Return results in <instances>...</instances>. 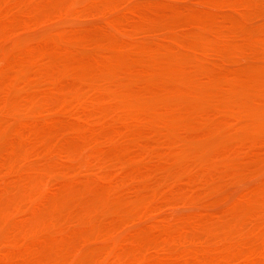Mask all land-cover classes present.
I'll list each match as a JSON object with an SVG mask.
<instances>
[{
    "label": "rangeland",
    "instance_id": "rangeland-1",
    "mask_svg": "<svg viewBox=\"0 0 264 264\" xmlns=\"http://www.w3.org/2000/svg\"><path fill=\"white\" fill-rule=\"evenodd\" d=\"M0 1L2 2H0V8L4 9H1L0 13L5 12V16L6 13L8 17L11 16L4 21V14H0V71L2 70L3 73L2 75L0 73V156L7 155L3 157V160L0 158V194H2L0 195V224L2 225H0V231L2 232L0 247L4 248L5 245L3 244L6 243L4 249L0 248L2 250V253L0 250V258L3 256L2 254H5L4 260H2L3 257L0 259V264H38V262L47 264L48 258H51V262H55L56 260L53 259H58V257H63L65 260L68 258L67 262L69 264H77V262L81 264L82 260L83 263L94 264L92 258L94 257L95 260L98 257L96 254H99L100 250L102 254L99 255V259L113 249L115 253L112 251L111 254L102 257V259L105 257V259H108L107 256H109L110 261H104L107 262L106 264L112 263L113 258L116 259L117 256L115 257V255L110 257L113 254H119L120 257L118 256V258L123 261H121V264H124L125 261L131 263L134 254L138 255H134L136 261L133 260L132 264H158L160 262L161 264H174V262L177 264V261L182 260L185 264H196L198 261L199 264H203L205 257L206 259L209 258L206 264H263L256 257L258 256L259 260L263 259L262 261H264V0ZM69 4L70 6H68ZM27 5L30 6V9L26 8ZM22 10L23 12H21ZM28 10H31V15H29ZM14 13H18L17 17L20 16V19L13 17L16 15ZM65 13L66 16L63 15ZM36 15L44 16L43 18H40L42 16L35 18ZM11 24H13V27ZM76 29H79L78 35L75 33L77 32ZM111 29L114 34H112ZM36 30H38L37 34L39 35H35ZM90 34H92L91 37L94 36L93 39L89 38L88 35ZM27 36H30V39L36 38V42L33 41L34 39L30 40ZM74 36L75 38H73ZM6 38L8 40H5ZM13 38L15 41L19 40V42L20 39L26 38L30 41L26 42L27 39L22 40L21 43L25 45H21L18 41L14 43ZM11 40L12 42H10ZM31 41H33L35 48L32 43L30 44ZM76 50L80 54H76ZM23 56H27V62L24 61ZM21 57H23V60ZM44 62L46 65L43 64ZM13 65L15 66L13 67ZM24 68L26 71H23ZM1 79L3 80L1 81ZM103 92L104 95H102ZM100 103L101 106H104L103 108L97 105ZM72 105L73 108L70 111ZM78 106L79 108H77ZM67 109H69V112L73 111L74 116L68 113L65 115ZM54 113L57 114V117L60 114L59 119L57 117L55 119ZM37 116H45L48 119L40 117L45 123H42L43 121L38 118L36 120L39 122H34L33 118ZM50 116L53 117L49 122ZM62 116L63 118H61ZM29 118L32 120L30 122L39 125L33 126L34 123H31L32 126L31 124L28 125ZM63 119L64 123L57 124L56 120L59 122ZM88 119L92 125L88 124V127H86L88 129H86L85 126L87 125L85 123H89ZM23 120L28 122L26 121L25 124ZM20 122L23 124L21 123L18 126ZM44 124H48V129H46L47 126H43ZM50 124L51 126L54 125L55 128H49ZM24 125L26 126L23 127ZM117 132L119 133L117 134ZM116 136L117 138H115ZM30 139L39 142L35 143L37 145L33 143V146L39 149L37 151H44L40 146H43V148L44 146L46 148L50 146L47 149L49 151L41 152L42 154L39 152L41 155H37L38 152L33 154L32 152L36 148L32 146L35 149H31V143L26 142ZM94 141H97V144L102 142L106 146L97 147L102 144H94ZM129 141L133 145L129 144ZM110 143L113 144L108 147L107 144ZM91 144L95 146L96 151ZM89 145L91 147H88ZM87 149L88 151H86ZM104 149L105 151L101 152ZM73 152L77 158L74 157ZM106 153L107 155H105ZM68 156L71 158L70 160H68ZM80 156L83 158L80 159ZM100 156L101 158L104 156L106 159H101ZM5 157L6 159H4ZM75 158L78 160L76 166L74 165ZM83 163L85 164L82 165ZM77 164H80L81 167ZM51 167H53V171L57 169L54 172L56 175L53 172L50 173ZM29 176L35 177V181ZM49 176L53 177L49 179ZM58 176L64 178L60 177L59 179ZM41 178H46V180L43 179V181ZM109 178L113 179L108 182ZM119 178L122 179V184H119L121 182ZM47 179L49 181L52 179V181L49 182L48 189L47 187L43 188L46 195H49V191H52L51 194L55 193L56 196L53 194L50 198L47 197L48 199L44 200L43 197L45 198L46 195L40 193L44 191L41 189L44 186L39 184H43ZM61 179L62 181L64 179V182H61ZM103 179L108 184H105L106 181L104 180V182ZM123 179L126 181L123 182ZM39 180L40 182H38ZM161 182L164 187L160 188ZM46 183L48 185V181ZM155 184H159L157 188H155ZM177 184L179 188L185 189L184 192L188 190L185 192L187 195L182 193L183 191L178 188ZM183 186L186 188H183ZM24 187L28 191V197L24 196L25 189V191L23 190L24 193L21 194L23 192L21 189ZM171 187H174L176 191L173 192ZM37 188L41 190H37ZM163 188L164 190H162ZM195 188L202 190V193H199L201 194L200 198L198 194L196 199L197 193H193ZM214 188L215 190L220 188L219 191L222 197L219 191H213ZM197 189H195L197 192L201 191ZM18 190L19 192H17ZM155 192L159 197L153 196L156 194ZM165 192L167 195H165ZM9 194L12 196L9 197ZM14 194L20 196L15 198ZM31 194L35 195L31 197L32 199L35 198L34 202H37L42 196L41 199L43 200L40 199V202L37 203H39V207L44 206L46 208V213L44 207H40L39 210L36 202L29 201L31 200ZM139 194H142V196ZM188 194L194 196L191 197ZM21 195L23 196L21 197ZM58 195H63L65 200H61L60 197H63ZM184 195L187 198L181 197ZM205 196L207 201H204ZM4 197L10 198V200L4 199ZM19 197L22 200L18 199ZM148 197L152 200L146 203L145 199ZM140 199H143V202H139L142 201ZM153 199L156 202L153 203ZM213 199L216 201L214 202ZM6 200L10 203H7ZM20 200L21 202L26 200L28 204H33L30 207L26 204L23 210L19 212L20 210L17 209L20 207L22 209L23 206L21 205H24L17 202ZM59 201H63L61 202L62 205L58 204ZM69 201L72 203L71 205ZM67 202H69V206ZM213 202L217 205H213ZM11 203H16V205L18 203L20 206L17 208L14 204L10 208L8 205ZM144 203H146V206ZM152 203L159 207L156 208L157 206L152 205ZM5 204H8V208H5ZM55 204L63 210L57 209V205L55 206L56 209H53ZM114 205H117L116 208ZM70 206L76 207L72 208L73 210L71 208L65 209ZM47 207L53 210L51 211ZM149 207L157 210L152 213V209L147 214L146 210L150 211ZM30 208H37L36 213L41 212L38 215H41L39 218H44V223L34 213V209L30 210ZM6 209L9 211H6ZM138 209L143 211L144 214H140ZM48 210L53 213H48ZM65 210L69 213H63L62 218L59 217L62 212H66ZM14 211L16 212L15 215L12 213ZM128 211L129 213H127ZM70 212L72 213L70 214ZM256 212L258 213L256 214ZM54 213H57L58 216H55ZM113 215H115L114 218L118 217V219H121H119L120 221L123 220V224H125L123 225L122 222L117 221L119 224L117 225L115 223L117 218L115 220ZM11 216L14 217L11 218ZM21 216L23 217L22 220ZM47 216L52 218L49 220L50 222L48 221L49 223L46 222V219H49ZM69 216L71 219L67 220ZM29 217L30 219H28ZM74 218H76L73 222L77 223V230L73 227L74 223H69ZM133 218L134 220H132ZM14 219L16 222L14 224L19 225L15 226L12 223ZM26 219L29 221H26ZM110 219L113 221L111 222ZM30 220L32 223L34 221L37 223L31 225L32 229L29 227ZM38 220H41L42 224ZM52 220H54V223H52ZM138 220L142 221L138 223ZM68 223L69 227H67ZM102 223L108 226L106 231H104L105 226ZM128 223L132 226L135 224V226H131V228ZM234 223H236V226L232 225ZM38 224L37 228L39 230L36 227L34 228ZM44 224H48L46 228H44ZM144 224L147 227L152 226L149 228L150 235L147 232L148 230L142 231V228H145ZM176 224L179 225L178 231L175 228ZM42 225L44 226L41 227ZM110 225H112L111 228L114 227L115 229L111 230ZM170 225H173L175 229L173 226L171 228L174 230L165 227ZM199 225L201 226L200 230ZM100 226H103V232H100L102 230ZM117 226L121 227L118 228L120 232L122 231L121 235L119 231H115L118 230L116 229ZM17 227L20 230L21 228L26 229L21 230V233ZM72 227L75 232L78 231L76 234L78 239H76V236V238L74 237L79 242L78 248V242L75 241L76 244H74L75 242L72 243L75 235L74 231L73 234L71 232ZM164 227L166 230L168 228V235L165 233ZM9 228L12 229L9 230ZM68 228H71V230L69 229L71 233L66 230ZM133 228L134 230H132ZM56 230H59V233L55 232ZM157 230L159 232L156 233V236L153 232ZM229 230L231 235L228 234ZM125 231L128 232L127 235L134 233L133 236L130 235L131 238L137 233L144 232V236L141 234L139 238L141 239L143 236L145 240L149 243L152 242L151 244L154 245L152 247L148 243L152 247V249L149 247L150 250L147 249L148 254H151L149 251L152 250V253L154 252L156 255L158 253V255L155 256L153 253V260L150 261L148 259H151L150 254L149 256L143 254L146 250L144 245L148 247L147 243L143 245L141 240L134 238L135 242L132 238L133 244L141 243V248L144 250L143 252L140 250L143 256L136 253L139 251H134V248L136 250L140 249L137 248L140 247V244L134 246L127 235L122 237L126 234ZM9 232L11 234L16 233L13 237L8 235ZM23 232L28 234L24 236ZM115 232L121 237H117ZM102 233L110 235L105 238ZM94 234L97 236L94 237ZM162 234L167 236L162 238L159 236ZM224 234L227 235L225 237H228V239L223 240ZM33 235H36L37 238ZM38 235L40 236L38 237ZM7 236L11 238L10 241L13 240L12 243H8L9 245H7V242H9ZM79 236H84L82 242L80 240L82 238H79ZM92 236L94 240H92ZM178 236L180 239L176 238L172 241V243L175 242L174 247L173 245L170 246L172 244L170 241L164 242L167 244V246L164 245L165 250L160 247L163 243L159 245V242H163V239L165 241L168 238L173 240L172 237ZM189 236H193L192 239H189ZM231 236L233 238L230 241ZM45 237L49 241L43 240ZM53 237L56 240H52ZM125 237L128 240H124ZM199 237L205 240L201 241L202 239L200 240ZM21 238H23V241L21 240L23 244L20 243ZM30 238L38 240L33 241ZM108 238L112 241L104 240ZM144 239L142 238V241H145ZM193 239L195 242H192ZM215 239L217 241H214ZM39 240H42V242ZM115 240L118 241L116 244L122 245L114 246ZM179 240L184 244L183 247L179 246L182 247L181 251L178 247L181 244L178 243ZM59 241L63 242L60 243ZM65 241L68 242L64 243ZM85 241L87 242L85 243ZM103 241L113 242L114 244L107 242V244L112 245L113 249L108 248L106 242L102 243ZM197 241L203 242L205 246L207 241L205 247V250H207L205 251L202 244L197 243ZM40 242L41 244H39ZM57 243H59V246L61 244V247L66 245L67 249H63L66 251L70 250V247L74 248L76 246L77 255L75 256V251L71 250L74 253L64 257L67 252H63V254L66 253L64 255L61 254L62 248L59 249L60 247L55 245ZM157 243L159 246H157ZM124 244H126V247H124ZM14 245L15 247L9 249L10 246ZM104 245L108 248V252L105 249L106 247H103ZM187 245L191 247L190 250ZM192 245H194L197 252L194 251L195 248ZM199 245L201 251L204 254L208 252L210 256L207 255V257L202 253L200 255ZM7 246L8 248H6ZM99 246L101 247L99 248ZM121 246L122 249L128 251H125V253H132L128 255L130 257L132 255L130 259L127 257L128 259L124 261V257L127 255H123L124 250L121 252L122 249L119 248ZM102 247L105 249H103L104 254ZM175 247L177 248L175 249ZM43 248L44 250L40 251ZM93 248L100 250L93 256L89 255L90 259L88 260V254L95 253ZM167 248L169 250L173 248L174 252H177V250L178 252L174 254L173 252L172 254L169 253L170 251L165 253ZM12 249H15L16 252L13 253ZM81 249L84 250L85 255L87 254L86 259L88 261L82 259L85 256L79 257L81 261L77 260V256L84 255ZM18 250L19 252L22 251L20 254L23 255L24 252H27L26 254L29 256L25 254L24 258L28 256L29 262L26 261L27 258H23L22 254L17 257ZM147 250L145 253H147ZM191 250L193 253L190 252ZM31 251L35 252L30 255ZM55 254L58 257H53ZM10 255L12 259L9 257ZM193 255L195 256L193 257ZM20 256L23 262L22 260L19 261L20 263L15 262L14 260H19ZM145 256L147 260L144 259ZM201 256L203 259H201ZM32 257L33 259H31ZM45 257L47 258L46 262ZM173 257L179 259L175 261ZM63 258L58 259L55 263H59V261L63 263L65 261ZM39 259H44L45 263L40 262ZM99 259H97V262L101 264L102 259ZM121 259L114 261L120 263ZM172 259V263H167ZM91 261L93 263H90ZM67 262L65 261V263ZM127 262L125 264H128ZM179 262L178 264H180Z\"/></svg>",
    "mask_w": 264,
    "mask_h": 264
},
{
    "label": "bare ground",
    "instance_id": "bare-ground-1",
    "mask_svg": "<svg viewBox=\"0 0 264 264\" xmlns=\"http://www.w3.org/2000/svg\"><path fill=\"white\" fill-rule=\"evenodd\" d=\"M13 1H14V0H13ZM22 1H23V0H22ZM22 1H21V2H22ZM36 1H37V0H36ZM48 1H49V0H48ZM0 2H1V1H0ZM60 2H61V1H60ZM60 2H59V3H60ZM72 2H73V1H72ZM1 3H2V2H1ZM61 3H62V2H61ZM114 3H115V2H114ZM0 5H1V4H0ZM61 5H62V4H61ZM86 5H87V4H86ZM24 6H25V5H24ZM50 6H51V5H50ZM66 6H67V5H66ZM68 6H70V4H69ZM75 6H76V5H75ZM7 8H8V7H7ZM7 8H6V9H7ZM23 8H24V7H23ZM23 8H22V9H23ZM26 8H27V9H28V8L30 9V6L28 7V5H27ZM59 8H60V7H59ZM1 9L4 10L3 8H0V10H1ZM17 9H19V8H17ZM27 9H26V10H27ZM23 10H24V9H23ZM23 10H22L21 12H23ZM26 10H25V11H26ZM63 10H65V9H63ZM68 10H69V9H68ZM30 11H31V10H28L29 13H30ZM1 12H2V11H1ZM10 12H11V11H10ZM110 12H111V11H110ZM31 13H32V12H31ZM31 13H30L29 15H31ZM40 13H41V12H40ZM69 13H70V12H69ZM74 13H75V12H74ZM0 14H4V16H5V12H2V13H0ZM14 14H16V15L13 16V17H17V14H18V13H14ZM14 14H12V15H14ZM35 14H36V13H35ZM44 14H45V13H44ZM109 14L111 15V13H109ZM7 15H8V14L6 13V16H5L4 19H3L4 21H5L6 18H7L6 20H8V18L11 17V16L8 17ZM24 15H25V14H24ZM63 15L66 16V13L63 14ZM39 16H42V17H40V18H43L44 15H39ZM39 16L36 15L35 18H38ZM55 16H56V15H55ZM55 16H54V17H55ZM57 16H58V15H57ZM61 16H62V15H61ZM166 16H167V15H166ZM19 17H20V16H18L17 18H19ZM27 17H28V16H27ZM62 17H63V16H62ZM113 17H114V16H113ZM158 17H159V16H158ZM1 18H3V17H1ZM29 18H32V17H29ZM19 19H20V18H19ZM19 19H16V20H19ZM10 20H11V19H10ZM21 20H22V19H21ZM31 20H32V19H31ZM31 20H30V21H31ZM40 20H41V19H40ZM202 21H203V20H202ZM10 22H11V21H10ZM0 23H1V22H0ZM4 23H5V22H4ZM11 23H13V22H11ZM30 23H31V22H30ZM30 23H27V24H30ZM130 23H131V22H130ZM35 24H36V23H35ZM9 25H10V23H9ZM11 25H12V27H13V24H11ZM24 25H25V24H24ZM20 26H21V25H20ZM20 26H19V27H20ZM22 26H23V25H22ZM1 27H2V26H1ZM8 27H10V26H8ZM12 27H11V28H12ZM76 27H77V26H76ZM76 27H75V28H76ZM5 28H6V26H5ZM15 28H16V27H15ZM9 29H10V28H9ZM20 29H21V28H20ZM36 29H37V28H36ZM72 29H73V28H72ZM12 30H14V29H12ZM32 30H33V29H32ZM32 30H31V32H32ZM80 30H83V29H80ZM88 30L90 31V29H88ZM111 30H112V29H111ZM6 31H8V30H6ZM6 31H5V32H6ZM37 31H38V30H36V34H35V35H39V34H37ZM76 31H77V32H75V33L77 34V33L79 32V29H76ZM5 32H4V33H5ZM10 32L13 33L14 31H10ZM71 32H72V31H71ZM90 32L94 35V33H93L92 31H90ZM90 32H87V33H90ZM112 32H113L112 34H114V31H113V30H112ZM115 32H116V31H115ZM7 33H9V31H8ZM7 33H5V34H7ZM33 33H34V31H33ZM63 33H64V32H63ZM73 33H74V32H73ZM75 33H74V34H75ZM119 33H120V32H119ZM10 34H11V33H10ZM74 34H72V35H74ZM78 34H79V33H78ZM78 34H77V35H78ZM92 34L88 35L89 38L91 37ZM116 34H117V33H116ZM7 35H8V34H7ZM7 35H6V36H7ZM32 35L34 36V34H32ZM70 35H71V33H70ZM70 35H69V36H70ZM93 37H94V36H93ZM93 37H91V39H93ZM2 38H3V37H2ZM27 38L30 39V36H27ZM27 38H26V39H27ZM38 38H39V37H38ZM73 38H75V36H74ZM26 39H22V40L25 41ZM33 39H34V40H33ZM35 39H36V38H31L30 40L35 41ZM80 39H81V38H80ZM91 39H89V40H91ZM5 40H8V39L6 38ZM16 40H17V38H16ZM22 40L20 39V42H19V40H17V41H18L19 43H21ZM30 40L27 39L26 42H28V41H30ZM37 40H38V39H37ZM40 40H41V38H40ZM1 41H2V40H1ZM14 41H15V40H14V38H13V42H14ZM17 41H15L14 43H16ZM33 41H31L30 44H31ZM38 41H39V40H38ZM10 42H12V40H11ZM10 42H8V43H10ZM35 42H36V41H35ZM14 43H13V44H14ZM19 43H18V45H20ZM41 43H42V42H41ZM13 44H12V45H13ZM33 44H34V43H32V45H33ZM37 44H38V43H37ZM9 45H11V44H9ZM21 45H25V44H22V43H21ZM27 45L30 46L29 44H27ZM12 47H13V46H12ZM33 47H34V45H33ZM28 48H29V47H28ZM34 48H35V47H34ZM32 49H33V48H32ZM30 50H31V49H30ZM26 52H28V51H26ZM32 52H34V51H32ZM74 52H75V49H74ZM77 53L80 54V53L77 52V50H76V54H77ZM18 54H19V53H18ZM21 54H22V53H21ZM47 54H48V53H47ZM74 54H75V53H74ZM89 55H90V54H89ZM42 56H44V55H42ZM45 56H46V55H45ZM23 57L25 58L24 61H26V60H27V56H23ZM23 57H21L22 60H23ZM29 57H32V56H29ZM78 57H79V56H78ZM2 58H3V57H2ZM6 58H7V57H6ZM42 58H43V57H42ZM44 58H45V57H44ZM3 59H5V58H3ZM5 60H7V59H5ZM28 60H29V59H28ZM31 60H32V59H31ZM45 60H46V59H45ZM45 60H42V61H45ZM26 62H27V61H26ZM47 63H48V62H47ZM43 64H45V62H44ZM45 65H46V64H45ZM14 66H15V65H13V67H14ZM20 68H22V66H20ZM4 71H5V69L3 70V72H4ZM23 71H26L25 68L23 69ZM0 73H1V75L3 74V73H2V70L0 71ZM3 77H4V76H3ZM2 80H3V79H1V81H2ZM4 80H6V79H4ZM3 84H4V83H3ZM100 94H101V91H100ZM104 94H105V93L103 92L102 95H104ZM77 101H78V100H77ZM77 101H76V102H77ZM82 101H83V100H82ZM100 102H101V100H100ZM103 102H104V101H103ZM77 103H79V102H77ZM82 103H83V102H82ZM73 104L75 105V103H73ZM95 104H96V101H95ZM66 105H67V104H66ZM68 105H70V104H68ZM97 105H98V106H101V103H100V104H97ZM76 106H77V105H76ZM80 106H81V105H80ZM63 107H65V106L63 105ZM84 107H85V105H84ZM101 107L103 108L104 106H101ZM57 108H58V107H57ZM65 108H66V107H65ZM72 108H73V105L71 106L70 111H71ZM77 108H79V106H78ZM56 110H57V109H56ZM67 110H68V111L65 113V115H67V113L73 115V111H72V112H69V109H67ZM75 110H76V109H75ZM101 110H102V109H101ZM104 111H108V110H104ZM60 112H62V111H60ZM103 113H104V112H103ZM54 114H55V113H54ZM78 114H79V113H78ZM51 115H53V114H51ZM56 115H57V114H55V119H56V117H57ZM58 115L60 116V114H58ZM53 116H54V115H53ZM53 116H50V120H49V122L51 121V117H53ZM59 116H58V117H59ZM73 116H74V115H73ZM76 116H78V115L76 114ZM79 116H80V114H79ZM40 117H41V118L44 117V118L48 119V117H45V116H39V117L37 116V117L33 118V121L35 120L34 122H36V121H37L36 118H38L40 121H43L42 123H45L44 120L40 119ZM58 117H57V119H59ZM44 118H43V119H44ZM61 118H63V116H62ZM61 118H60V119H61ZM71 118H72V117H71ZM96 118H97V116H96ZM55 119H53V120L55 121ZM30 120H31V118H29V120H28L29 122L26 120L28 123H27L26 121H24V120H23V121H24V123L26 122L28 125H30L31 123H34V122H30ZM31 121H32V120H31ZM63 121H64V119H63L62 121H59V122L56 120L57 124L59 123L60 125H61V122H63ZM37 122H39V121H37ZM49 122H48V124H49ZM88 122H89V123L86 122L87 124L85 123V125H87V126H85V128L88 127V124H90L89 119H88ZM21 123H22V122H20V123L18 124V126H19ZM26 123H25V124H26ZM51 123L54 124L53 122H51ZM63 123H64V122H63ZM22 124H23V123H22ZM37 124H38V123H37ZM48 124H44L43 126L46 127ZM35 125H36V123H34L33 126H35ZM38 125H39V124H38ZM38 125H36V126H38ZM90 125H92V124H90ZM25 126H26V125H24L23 127H25ZM31 126H32V124H31ZM43 126H42V127H43ZM50 126H51V124H50ZM50 126H49V128H52V127L55 128L54 125L51 126V127H50ZM20 127H21V126H20ZM20 127H19V128H20ZM91 127H93V126H91ZM91 127H90V128H91ZM20 129H21V128H20ZM46 129H48V126H47ZM78 129H79V128H78ZM78 129H77V130H78ZM86 129H88V128H86ZM86 129H83V130H86ZM92 129H93V128H92ZM92 129H91V130H92ZM91 130H90V131H91ZM86 131H88V130H86ZM77 132H79V131H77ZM90 133H91V132H90ZM118 133H119V132H117V134H118ZM80 134H81V133H80ZM85 134H88V133H85ZM117 136L119 137V135H117ZM117 136H116L115 138H117ZM79 137H80V136H79ZM34 138H37V137H34ZM38 138H39V137H38ZM120 138H121V137H120ZM31 140H33V141H37V140L30 139V141H26V142H30V143H31V145H30V146H31V149H35L36 147L33 146V143H34V145H37V144H35V143H39V142H38V141H37V142H32ZM107 141H108V140H107ZM112 141H113V140H112ZM115 141H117V140H115ZM96 142H97V141H94V144H97ZM118 142H119V141H118ZM120 142H121V141H120ZM129 142H130V141H129ZM129 142H128V143H129ZM40 143H41V142H40ZM103 143H104V142H103ZM116 143H117V142H116ZM28 144H29V143H28ZM101 144H102V142H101V143H98L97 145H101ZM111 144H113V143L107 144L108 147H109V145H111ZM117 144H118V143H117ZM119 144H121V143H119ZM129 144H131V142H130ZM42 145H44V143H42ZM91 145L93 146V144H91ZM91 145H89L88 147H91ZM131 145H133V144H131ZM32 146L35 147V148H33ZM47 146H48V145H47ZM83 146H84V145H83ZM102 146L104 147V146H106V145H105V144H104V145L102 144L101 146H97V147H102ZM114 146H115V145H114ZM120 146H121V145H120ZM37 147H39V146H37ZM40 147H42V149H44V151H41V150H40V151H37V150H39V149L36 148L34 151L31 150V151H33L32 153L34 154L35 152H38L37 155H41V154H42L41 152L44 153V152H46V151H49V150H47V149L50 148V146H49L48 148H46V146H44V148H43V146H40ZM116 147H117V146H116ZM122 147H123V146H122ZM79 148H82V147H79ZM79 148H78V151H79ZM93 148L95 149V146H93ZM117 148H121V147H117ZM124 148H126V147H124ZM40 149H41V148H40ZM45 149H46V150H45ZM85 149H86V148H85ZM98 149H99V148H98ZM105 149H106V148H105ZM105 149H104V150H101V152H102V151H105ZM118 150H121V149H118ZM118 150H117V151H118ZM82 151H83V149H82ZM86 151H88V149H87ZM95 151H96V149H95ZM95 151H92V152H95ZM98 151H99V150H98ZM108 151H109V150H108ZM112 151H113V150H112ZM39 152H40L41 154H40ZM92 152H91V153H92ZM113 152H114V151H113ZM80 153H82V152L80 151ZM97 153H98V152H97ZM107 153H109V152H107ZM107 153H106L105 155H107ZM72 154H74V152H73ZM84 154H85V153H84ZM92 154H93V153H92ZM109 154H110V153H109ZM5 155H6V154H5ZM5 155H3V157H4ZM69 155H70V154H69ZM74 155H75V154H74ZM79 155H81V154H79ZM98 155H99V153H98ZM98 155H97V156H98ZM100 155H101V154H100ZM105 155H104V156H105ZM6 156H7V155H6ZM84 156H85V155H84ZM95 156H96V155H95ZM104 156H102V158H101V156H100V158H101V159H103V158L106 159V157H104ZM3 157L0 156V158H2V160H3ZM74 157L77 158L76 155H75ZM88 157H91V156H88ZM67 158H69V156H68ZM76 158L74 159V160H75V161H74V162H75V164H74L75 166H76V163H77V161H78V160H76ZM78 158H79V156H78ZM82 158H83V157L80 156V159H82ZM94 158H97V157H94ZM98 158H99V157H98ZM98 158H97V159H98ZM4 159H6V157H5ZM61 159H62V158H61ZM70 159H71V158H69L68 160H70ZM89 159H90V158H89ZM101 159H100V160H101ZM64 160H65V159H64ZM83 160H84V159H83ZM83 160H81V162H83ZM61 161H63V160H61ZM65 161H67V160H65ZM86 161H90V160H86ZM102 161H103V160H102ZM14 163H15V162H14ZM57 163H58V162H57ZM60 163H61V162H60ZM6 164H7V163H6ZM68 164H69V161H68ZM84 164H85V163H83L82 165H84ZM7 165H8V164H7ZM54 165H56V164H54ZM77 165H79V167H81L80 164H77ZM131 165H133V164H131ZM131 165H130V166H131ZM49 166H50V165H49ZM51 166H52V165H51ZM70 166L74 167L73 165H70ZM10 167H12V166H10ZM131 167H133V166H131ZM52 168H53V167H51L50 169H52ZM57 168H58V166H57ZM54 170H55V169H54ZM55 171H57V169H56ZM55 171H53V169H52L50 173L53 172V174L56 175V173H54ZM166 172H167V171H166ZM50 173H49V174H50ZM167 173H168V172H167ZM66 174H67V173H66ZM20 175H21V174H20ZM63 175H64V174H63ZM163 175H168V174H163ZM18 176H19V175H18ZM23 176H24V175H23ZM36 176H39V175H36ZM13 177H14V176H13ZM29 177L33 178V180H34V178H35V177H32V176H29ZM40 177H41V176H40ZM40 177H39V178H40ZM47 177H48V176H47ZM52 177H53V176H52ZM52 177L49 176V179L52 178ZM60 177H61V178H64L63 176H60ZM60 177L58 176L59 179H60ZM67 177H68V176H67ZM113 177H115V176H113ZM163 177H166V176H163ZM163 177H162V178H163ZM55 178H56V177H55ZM55 178H54V179H55ZM65 178H66V177H65ZM36 179H37V178H36ZM41 179H42V178H41ZM43 179L46 180V178H43ZM43 179H42V180H43ZM49 179H47V181H48V185H47V183H46L47 181L44 182L43 184H39V185H43V186H44V187H42L41 189H43V188L45 189V187H47V189H48V187H49V182L52 181V179H51L50 181H49ZM110 179H113V178H109V181H108V182H110ZM115 179H116V178H115ZM27 180H28V178H27ZM27 180H26V181H27ZM44 180H43V181H44ZM55 180L57 181V179H55ZM104 180H105V179H103V181H104ZM107 180H108V178H107ZM116 180H117V179H116ZM119 180H121V182L118 181L119 184H122V179L119 178ZM164 180H165V178H164ZM166 180H167V179H166ZM175 180H176V179H175ZM28 181L31 182V180H28ZM34 181H35V180H34ZM58 181H59V180H58ZM60 181H61V182H64V179H63V181H62V179H61ZM68 181H69V178H68ZM101 181H102V180H101ZM105 181H106V180H105ZM105 181H104V182H105ZM124 181H126V180L123 179V182H124ZM162 181H163V180H162ZM180 181L182 182V180H180ZM29 182H28V183H29ZM38 182H40V180H39ZM54 182H55V181H54ZM66 182H67V180H66ZM113 182H115V181L113 180ZM163 182H164V181H163ZM45 183H46V184H45ZM51 183H52V182H51ZM55 183H57V182H55ZM173 183H175V182H173ZM182 183H184V182H182ZM24 184H26V183H24ZM44 184H45L46 186H45ZM58 184L60 185V183H58ZM61 184H63V183H61ZM105 184H108L107 181L105 182ZM105 184H104V185H105ZM161 184H162V182L160 183V185H161ZM164 184H167V183H164ZM179 184H180V183H179ZM30 185H31V183H30ZM32 185H34V184L32 183ZM155 185H156L155 188H157V186H158L159 184H155ZM177 185H178V184H177ZM54 186H56V185H54ZM102 186H103V185H102ZM165 186L168 187L167 185H165ZM172 186H173V184H172ZM180 186H182V185L180 184ZM218 186H220V185H218ZM218 186H216V188H218ZM26 187H27V186H26ZM37 187H39V186H37ZM57 187H58V185H57ZM61 187H62V186H61ZM153 187H154V186H153ZM161 187H164L163 184L160 186V188H161ZM166 187H165V188H166ZM200 187H201V186H200ZM28 188H29V187H28ZM32 188H34V187H32ZM52 188H53V187H52ZM52 188H51V189H52ZM54 188H56V187H54ZM178 188H179V185H178ZM183 188H186V187L183 186ZM197 188H198V187H197ZM197 188H195V189H197ZM24 189H25V187L22 188L21 190L23 191ZM41 189L37 188V190H41ZM44 189H43V190H44ZM51 189H50V190H51ZM168 189H170V188L168 187ZM171 189H172L173 192L176 191L174 187H173V188L171 187ZM179 189H180L181 191L185 190V189H182V187L179 188ZM195 189H194V190L192 189V190H193V193H195V192L197 193L196 196H197L199 193H202V190H201V189H197L198 191L201 190L200 192H197ZM219 189H220V188H219ZM219 189H218V190H217V189L215 190V188H214L213 191H219ZM19 190H20V189H19ZM19 190H18L17 192H19ZM25 190H26V189H25ZM25 190H24V191H25ZM153 190H154V188H153ZM162 190H164V188H163ZM24 191H23L21 194H23ZM168 191H169V190H168ZM187 191H188V190H186L185 192H187ZM4 192H5V191H4ZM9 192H12V191H9ZM20 192H21V191H20ZM25 192H26V193H24V196L28 197V196H29L28 191L26 190ZM30 192H31V191H30ZM34 192H37V191H34ZM39 192H40V191H38L37 193H39ZM49 192H50L49 195H48V194L46 195L45 190L42 191V192H40V193H44V194L46 195L45 198L43 197L44 200L50 198L53 194L55 195V193H52V194H51L52 191H49ZM54 192H55V191H54ZM160 192H162V191H160ZM160 192H158V193L160 194ZM163 192H164V191H163ZM170 192H171V191H170ZM185 192L183 191L182 193L185 194V195H187ZM190 192H192V191H190ZM219 192H220V191H219ZM13 193H14V192H13ZM37 193H35V195H37ZM155 193H156V192H155ZM180 193H181V192H180ZM188 193H189V192H188ZM211 193H213V192H211ZM32 194H33V193H32ZM32 194L30 195V198H31L32 196H35V195H32ZM163 194H164V193H163ZM163 194H162V195H163ZM215 194L217 195L218 193L216 192ZM215 194H214V195H215ZM0 195H2V194H0ZM9 195H10V194H9ZM136 195H138V194H136ZM139 195L142 196V194H139ZM155 195H156L157 197H159V196L157 195V193L154 194L153 196H155ZM160 195H161V194H160ZM165 195H167L166 192H165ZM185 195H184V196H181V197H182V198H183V197H184V198H187V197H185ZM188 195H190V194H188ZM200 195H201V194H199V198H200ZM202 195H203V194H202ZM216 195H215V196H216ZM220 195H221V192H220ZM11 196H12V195H10L9 197H11ZM13 196H15V198H16L17 195L14 194ZM18 196H20V195H18ZM18 196H17V197H18ZM22 196H23V195H21V197H22ZM40 196H41V194H40ZM40 196H39V197H40ZM55 196H56V195H55ZM58 196H59V195H58ZM60 196L63 197V195H60ZM60 196H59V197H60ZM151 196H152V195L150 194V197H151ZM190 196H191V195H190ZM193 196H194V195H193ZM193 196H191V197H193ZM211 196H212V195H211ZM218 196H219V195H218ZM6 197H7V196H6ZM6 197H4V199H9V200H10V198H6ZM21 197H19L18 199H21V200H22ZM39 197H38V198H39ZM41 197H42V196H41ZM41 197H40V199H41ZM47 197H48V198H47ZM160 197H161V196H160ZM221 197H222V195H221ZM0 198H1V196H0ZM2 198H3V197H2ZM64 198H65V197H63V198L60 197L61 200H62V199L65 200ZM123 198H125V197H123ZM148 198H149V197H148ZM148 198L145 199V200H146V203L152 200V199L150 200V198H149V200H148ZM152 198H154V197H152ZM177 198H178V197H177ZM182 198H181V199H182ZM197 198H198V196L196 197V199H197ZM201 198H202V196H201ZM210 198H211V197H210ZM210 198H209V199H210ZM212 198H214V197H212ZM12 199H13V198H12ZM27 199H28V198H27ZM40 199H39V200H40ZM43 199H41V200H43ZM55 199H57V197H55ZM66 199H67V198H66ZM155 199H156V198H155ZM155 199H153V203H154ZM209 199H208V200H209ZM215 199H216V198H215ZM21 200H20V201H17V202L20 203V204H21V203L24 204V205H21V206H23L22 209H21V207L18 208V206H20V205H18V203H17V205H16V203H11L12 205H11V204H9V205L7 204V205L11 208V207H13V205L15 204V205L17 206V208H18L17 210H18V211L20 210L19 212H21V210H23V208L25 207V205L28 204V203H27L28 201L25 200L26 203H24L25 201H24V202H23V201L21 202ZM28 200H29V199H28ZM31 200H32V201H31ZM31 200H29V201H30V202H34L35 198H34V199L31 198ZM39 200H37V202H38ZM58 200H59V199H58ZM71 200H72V199H71ZM140 200H142V201H139V200H138V201H139V202H143V199H140ZM157 200H158V199H157ZM160 200H161V198H160ZM177 200H178V199H177ZM177 200H175V201H177ZM179 200H180V199H179ZM205 200H206V196H205V198H204V201H205ZM219 200H221V198H219ZM6 201H7V203H10V202H8V200H6ZM14 201H15V199H14ZM56 201H57V200H56ZM119 201H120V200H119ZM158 201H159V200H158ZM206 201H207V200H206ZM213 201L215 202L216 200L213 199ZM15 202H16V201H15ZM35 202H36V201H35ZM35 202H34V203H35ZM37 202H36V203H37ZM39 202H40V201H39ZM41 202H42V201H41ZM61 202H63V201H61ZM61 202L59 201V203H58V202H57V203L62 205ZM65 202H66V201H65ZM65 202H64V203H65ZM69 202H70V201H69ZM69 202H67V203H68V206H69ZM135 202H136V201H135ZM139 202H138V203H139ZM155 202H156V201H155ZM162 202H163V201H162ZM168 202H169V201H168ZM211 202H212V201H211ZM214 202H213L212 204H213V205H217V204H215ZM44 203H45V202H44ZM64 203H63V205H65ZM146 203H144V205H145ZM153 203H152V205L157 206V205H155V204H153ZM158 203H159V202H158ZM199 203H200V202H199ZM199 203H198V204H199ZM206 203H207V202H206ZM209 203H210V202H209ZM219 203H220V202H219ZM31 204H33V203H31ZM31 204H28V206L30 207ZM38 204H39V203H37V208H38V209H39L40 207H42V208L44 207V206H40V207H39ZM40 204H42V203H40ZM71 204H72V203L70 202V205H71ZM115 204H116V203H115ZM139 204H140V203H139ZM142 204H143V203H142ZM150 204H151V203H150ZM156 204H157V203H156ZM159 204H161V203H159ZM202 204H203V202H202ZM202 204H201V207H202ZM212 204H211V205H212ZM7 205L5 204V208H8ZM35 205H36V204H35ZM56 205H57V204L54 205V208H53V209H56V208H55ZM73 205H74V204H73ZM117 205H118V204H117ZM117 205H116V206H117ZM119 205H120V204H119ZM130 205H132V203H130ZM135 205H136V204H135ZM140 205H141V204H140ZM31 206H32V205H31ZM58 206H59V205H57V209H59V207H60V206H59V207H58ZM114 206H115V205H114ZM116 206H115V208H116ZM133 206H134V205H133ZM141 206H142V205H141ZM145 206H146V205H145ZM148 206H149V204H148ZM203 206H205V204H203ZM208 206H210V205H208ZM208 206H207V207H208ZM29 207H27V208H29ZM34 207H35V206H34ZM75 207H76V206H75ZM75 207H74V206H72V207L70 206V207L65 208V209H69V208L72 209V208H75ZM112 207H113V206H112ZM129 207H130V206H129ZM131 207H132V206H131ZM158 207H159V206H157L156 208H158ZM211 207H214V206H211ZM215 207H216V206H215ZM37 208H36V209H35V208H30V210L34 209V213H35L36 215H38V213L41 214V212L36 213V212L38 211ZM48 208H49V207H47V209H48ZM51 208H52V206H51ZM51 208H49V209H51ZM140 208H141V207H140ZM203 208H205V207H203ZM53 209H51V211H52ZM60 209H61V208H60ZM60 209H59V210H60ZM123 209H124V208H123ZM142 209H144V208H142ZM145 209H147V208H145ZM149 209H150V207H149ZM152 209H153V211H152ZM152 209H150V211H149V210H146V213L148 214V213H150L151 211H152V213H153L154 210H157V209H154L153 207H152ZM11 210H14V209H11ZM11 210H10V212H11ZM39 210H40V209H39ZM41 210H42V209H41ZM61 210H63V209H61ZM72 210H73V209H72ZM124 210H125V209H124ZM126 210H127V209H126ZM128 210H129V209H128ZM138 210H139V209H138ZM6 211H9V210L6 209ZM46 211H47V210H46V208L44 207V212L46 213ZM65 211H66V210H65ZM76 211H77V210H76ZM76 211H74V212H76ZM115 211H120V210H115ZM129 211H130V210H129ZM129 211H128L127 213H129ZM139 211H140V214L143 213V211H141V210H139ZM148 211H149V212H148ZM49 212H50V211L48 210V213H49ZM54 212H56V211H54ZM58 212H59V211H58ZM58 212H57V213H58ZM60 212H61V211H60ZM125 212H126V211H125ZM125 212H124V213H125ZM12 213L15 215L16 212L14 211V212H12ZM31 213H32V211H31ZM31 213H29V214H31ZM51 213H53V212H50V214H51ZM57 213H56V214L54 213V215L56 216ZM63 213H67V214H68L69 211H68V212H67V211H66V212H62L61 215L58 213V215H60L59 217L62 218ZM71 213H72V212H70V214H71ZM124 213L122 214L123 216H124ZM146 213H145V215H147ZM257 213H258V212H256V214H257ZM43 214H44V213H43ZM50 214H49V215L47 214V215H48V216H51ZM70 214H69V215H70ZM117 214H118V213H117ZM120 214H121V213H120ZM120 214H119V215H120ZM143 214H144V213H143ZM54 215H52V216H54ZM58 215H57V216H58ZM72 215H73V214H72ZM115 215H116V214H115ZM115 215H113V218H114ZM119 215H118V216H119ZM131 215H133V214H131ZM33 216H34V215H33ZM33 216H30V217L32 218ZM39 216H41V215H38V218H39ZM42 216H44V215H42ZM48 216H47V217H48ZM129 216H130V215H129ZM129 216H128V218H129ZM13 217H14V216H13ZM13 217L11 216V218H13ZM30 217H29L28 219H30ZM65 217H67V215H65ZM65 217H64V218H65ZM71 217H72V216H71ZM75 217L77 218V216H75ZM125 217H126V216H125ZM125 217H124V218H125ZM130 217L132 218V216H130ZM140 217H141V216H140ZM142 217H143V216H142ZM18 218H19V217H18ZM18 218H17V219H18ZM20 218H21V220H22L23 217L21 216ZM48 218H49V219H48V220L46 219V222H48L49 220L52 219V218H50V217H48ZM69 218H70V216L68 217L67 220H69ZM76 218H74L73 220L69 221V223H70V222L74 223V222H75L74 220H76ZM116 218H117V220H116ZM15 219H16V218H15ZM15 219H14V221L12 222L13 224L16 223V222H15ZM17 219H16V220H17ZM24 219H25V218H24ZM39 219L43 220L44 218H43V217H40ZM55 219H57V218H55ZM55 219H54V220H55ZM70 219H71V218H70ZM114 219L116 220V222H115V221H114V222H115L117 225H119L118 222H119L121 219L119 218V219H120V220H119L118 217H115ZM33 220H35V219H33ZM41 220H38V221H40V223H41ZM54 220H52V221H53L52 223H54ZM125 220H126V219H125ZM129 220L131 221V219H129ZM132 220H134V218H133ZM9 221H12V220H9ZM18 221H19V220H18ZM26 221H29V220L26 219ZM26 221L24 220V222H26ZM44 221H45V220H43V223H44ZM65 221H66V220H65ZM73 221H74V222H73ZM110 221L112 222L113 220L110 219ZM117 221H118V222H117ZM126 221H127V220H126ZM126 221H125V222H126ZM135 221H136V220H135ZM140 221H142V220H138L137 222L139 223ZM24 222H23V223H24ZM49 222H50V221H49ZM49 222H48V223H49ZM107 222H108V221H107ZM120 222H122L121 224H123V220L120 221ZM120 222H119V223H120ZM132 222H134V221H132ZM17 223H19V222H17ZM30 223H31V224H29V225H30L29 227H31V225L34 224L35 221L32 223L31 220H30ZM64 223H65V222H64ZM66 223H67V222H66ZM69 223L67 224V227H69ZM72 223H71V224H72ZM109 223H110V222H109ZM115 223H113L114 226H116ZM134 223H135V222H134ZM138 223H136V224H138ZM2 224L4 225V223H2ZM24 224H25V223H24ZM27 224H28V222H27ZM35 224H37V223H35ZM41 224H42V223H41ZM74 224H75V223H74ZM76 224H77V223H76ZM76 224H75L73 227L77 230ZM107 224H108V223H107ZM110 224H111V223H110ZM124 224H125V223H124ZM124 224H123V225H124ZM146 224H149V223H146ZM201 224H202V223H201ZM203 224H204V223H203ZM235 224H236V223H234V224H232V225H235ZM0 225H1V224H0ZM14 225H15V224H14ZM17 225H19V224H17ZM17 225H15V226H17ZM25 225H26V224H25ZM44 225H45L44 228H46V226H47L48 224H47V225L44 224ZM44 225H42L41 227H43ZM49 225L51 226V223H50ZM98 225H99V224H98ZM102 225H103V223H102ZM105 225H106V224H105ZM105 225H103V226H105ZM141 225H142V224H141ZM180 225H182V224H180ZM197 225H198V224H197ZM197 225H196V226H197ZM1 226H2V225H1ZM4 226H5V225H4ZM38 226H39V224H38V225H35L34 228L36 227V229L39 230V228H37ZM50 226H49V227H50ZM71 226H72V225H71ZM103 226H100V229H102ZM111 226H112V225L109 226V228H110L111 230L115 229L114 227L111 228ZM128 226L131 227L132 225H129V223H128ZM133 226H135V224H134ZM133 226H132V227H133ZM143 226H145V224H144ZM171 226H173V225L165 226V227H169V229H170ZM186 226H187V225H186ZM186 226H185V227H186ZM204 226H205V224H204ZM204 226H203V227H204ZM235 226H236V225H235ZM19 227H21V226H19ZM19 227H17V228L19 229ZM25 227H27V226H25ZM29 227H28V228H29ZM73 227H72V231H71L72 234H73V231L75 230V229L73 230ZM107 227H108V226H105V230L102 229V230H100V232H101V231L103 232V230L106 231ZM119 227H120V226H117L116 229H118ZM132 227H131V228H132ZM137 227H138V226H137ZM140 227H142V226H140ZM151 227H152L151 225H150L149 227H147V225H146L144 229L142 228V231H144V230L147 231V230H148L147 232L149 233V232H150V231H149V230H150L149 228H151ZM165 227H164L163 229H164L165 233L167 234V232H168V228H167V230H166ZM180 227L182 228V226H180ZM200 227H201V226L199 225V230H200ZM203 227H202V229H203ZM5 228H7V227H5ZM65 228H66V226H65ZM109 228H108V229H109ZM120 228H121V227H120ZM146 228H148V229H146ZM173 228H174V226H173ZM173 228H171V229L174 230V229L176 228V230H177V229H179V225L176 224V225H175V228H174V229H173ZM197 228H198V226H197ZM10 229H12V228H9V230H10ZM18 229H14V230H18ZM25 229H26V228H25ZM25 229H24V228H21V230H23V231H24ZM31 229H32V227H31ZM31 229H30V230H31ZM62 229H64V228H62ZM69 229L71 230V228H68V229H66V230L68 231ZM127 229L130 231V229H129L128 227H127ZM138 229H139V227H138ZM163 229H162V230H163ZM187 229H188V228H187ZM202 229H201V230H202ZM263 229H264V226H263ZM7 230H8V229H7ZM14 230H13V231H14ZM19 230H20V229H19ZM21 230H20V232H21ZM53 230H54V229H53ZM70 230H69V232H70ZM121 230H122V229H121ZM132 230H134V228H133ZM203 230H204V229H203ZM239 230H241V229H239ZM35 231H36V230H35ZM35 231H34V232H35ZM115 231L117 232V231H119V229H118V230H115ZM126 231H127V230H126ZM126 231H125L126 234L122 235V237H124L125 235H127L128 232H126ZM135 231H136V230H135ZM177 231H178V230H177ZM179 231H180V230H179ZM0 232H1V231H0ZM20 232H19V234H20ZM27 232H29V231H27ZM55 232L59 233V230H56ZM71 232H70V233H71ZM74 232H75V231H74ZM98 232H99V230H98ZM98 232H97V233H98ZM100 232H99V233H100ZM111 232H114V231H111ZM116 232H115V234L117 235V237L119 236V238H120V237H121L120 235L122 234V233H121L122 231H121V232L119 231V232H120V235H118V233H116ZM132 232H134V231H132ZM132 232H129V233H132ZM136 232H137V231H136ZM157 232H159V231L157 230L156 232H153L154 235H156ZM161 232H162V231H161ZM161 232H160V234H161ZM171 232H172V231H171ZM190 232H192V231H190ZM190 232H187V233H190ZM194 232H195V231H194ZM227 232H228V231H227ZM232 232H233V231H232ZM15 233H16V232H14L13 234H11V233L9 232L8 235H11V236L14 237V234H15ZM21 233H22V232H21ZM61 233H62V231H61ZM70 233H69V234H70ZM77 233H78V231L75 232V235L73 236V238L76 236ZM153 233H152V234H153ZM175 233H176V232H175ZM182 233H184V232H182ZM187 233H186V234H187ZM263 233H264V232H263ZM1 234H2V232L0 233V235H1ZM19 234H18V235H19ZM23 234H24V232H23ZM27 234H28V233L24 234V236L27 235ZM72 234H70V235H72ZM112 234H113V233H112ZM132 234H134V233H132ZM132 234H129V235H127V236H128V238L130 239L132 245L137 246L138 244H140V245H139L140 247H137V248H140V249L136 250V249L134 248V251H139V252H136V253H139V254L141 255L142 253H140V250H142V248H141V247H142V244H141V243H138V244H137V243H134V244H133V241H132V240H133L134 238H137V239L141 240V242H143V245H144V243H145V244L147 243V245H148L149 241H147V240L144 239V237H143V236H144L143 234H145L144 232H141L140 234L137 233L134 237H132L133 239H132L131 236H130V235H132ZM141 234H142L143 236H142L141 239H140L139 237L141 236ZM190 234H191V233H190ZM226 234H227V233H226ZM226 234H224V239L222 238L223 240H225V238L228 239V237H225V236H227ZM228 234L231 235L230 230H229ZM4 235H5V234H4ZM42 235H43V234H42ZM56 235H57V234H56ZM56 235H55V236H56ZM61 235H62V234H61ZM65 235H67V234H65ZM98 235H99V234H98ZM102 235L105 236V238H107L108 235H110V234L106 235L105 233H102ZM149 235H150V233H149ZM154 235H151V236L153 237ZM167 235H168V234H167ZM167 235H163V234H162V235H159V236L162 237V238H164V237H166ZM174 235H175V234H174ZM183 235L185 236V234H183ZM233 235H234V234H233ZM24 236H22V237L24 238ZM31 236H32V234H31ZM33 236L36 237V235H33ZM39 236H40V235H38V237H39ZM95 236H97V235L94 234V237H95ZM132 236H133V235H132ZM146 236H147V235H146ZM156 236H157V235H156ZM196 236H198V235L196 234ZM43 237H44V235H43ZM69 237H70V236H69ZM76 237H77V238H76ZM76 237H75V238L78 239V236H76ZM86 237H88V236H86ZM94 237H93V236L91 237V238H93L92 240H94ZM101 237H102V236H101ZM113 237H114V235H113ZM154 237H155V236H154ZM160 237H159V238H160ZM169 237L171 238L170 233H169ZM185 237H186V236H185ZM192 237H193V236H191V237L189 236V239H192ZM216 237H217V236H216ZM219 237H220V236H219ZM7 238H9V236H7ZM23 238L20 239V243H22ZM36 238H37V237H36ZM56 238H57V237H56ZM71 238H72V237H71ZM75 238H74L73 242H72V240H70V241H71L72 243H74V242L76 241ZM79 238H82V239H80L81 242H82V240L84 239V236H79ZM91 238H90V239H91ZM128 238L126 239V237H125L124 240H125V239L128 240ZM142 238H143L146 242H145V241H142ZM145 238H146V237H145ZM149 238H150V237H149ZM155 238H156V237H155ZM159 238H158V239H159ZM162 238H161V239H162ZM167 238H168V237H167ZM167 238H165V239H167ZM172 238H173V240H172V239L170 240V239L168 238V240H166V241L163 239V242H162V241L159 242V243H160L159 245H161V243H163V245H161L160 247H162L163 250H165L166 248L164 247V245L167 246V244H165L164 242L167 243L168 241H170V242L172 243V241H174V239H176V238L180 239L179 236H178V237H175V238L172 237ZM187 238H188V237H187ZM187 238H186V240H187ZM194 238H197V237H194ZM199 238H200V240L202 239L201 241L205 240V239H203V238H201V237H199ZM199 238H198V239H199ZM220 238H221V237H220ZM232 238H233V237L231 236L230 241L232 240ZM10 239H11V238L8 239L9 242H7V245H9L8 243H10V242L12 243L13 240L10 241ZM30 239L33 240V238H30ZM41 239H42V237H41ZM45 239H46V237H45L43 240H45ZM62 239H63V238H62ZM115 239H116V238H115ZM146 239H147V238H146ZM152 239H153V238H152ZM161 239H160V240H161ZM178 239H177V240H178ZM216 239H218V238H216ZM216 239H215L214 241H217ZM21 240H22V241H21ZM37 240H38V239H35V240H33V241H37ZM46 240L49 241L48 239H46ZM52 240H56V239L53 237ZM58 240H59V239H58ZM86 240H87V239H86ZM100 240H101V238H100ZM104 240H110V241H112V240L109 239V238H108V239H104ZM122 240H123V239H122ZM182 240H183V239H182ZM18 241H19V239L17 240V242L15 241V242L17 243V246H18ZM39 241L42 242V240H39ZM47 241H46V242H47ZM110 241H103L102 243H105V242H106L105 244L108 245V248L113 249L111 244H110L111 246H110L109 244H107V242H110ZM115 241H116L115 244H114L113 242H110V243L114 244V246H115V245H116V246H117V245H118V246L122 245V244L119 245V243L116 244L118 241H117V240H115ZM134 241H135V239H134ZM154 241H156V240L154 239ZM175 241H176V240H175ZM180 241H181V240H179L178 243H181ZM188 241H189V240H188ZM227 241H228V240H227ZM25 242H26V241H25ZM28 242H30V241H28ZM41 242H40L39 244H41ZM54 242H55V241H54ZM59 242L62 243L63 241H59ZM67 242H68V241H65L64 243H67ZM76 242H78V241H76ZM76 242H75L74 244H76ZM81 242H80V243H81ZM86 242H87V241H85V243H86ZM135 242H136V241H135ZM139 242H140V241H139ZM192 242H195L194 239L192 240ZM224 242H225V241H224ZM49 243H50V242H49ZM85 243H83V244H85ZM100 243H101V241H100ZM100 243H99V244H100ZM131 243L129 244V245H130V249L132 248V247H131ZM151 243H152V242H151ZM151 243H149V244H151ZM197 243L202 244V248L204 247V250H205V247L207 246V241H206V246L203 244V242L200 243V242L197 241ZM204 243H205V242H204ZM214 243H215V244H220V243H216V242H214ZM222 243H223V242H222ZM233 243H235V242H233ZM233 243H232V244H233ZM22 244H23V243H22ZM22 244H21V245H22ZM26 244H27V243H26ZM35 244L38 245L37 243H35ZM35 244H34V245H35ZM47 244H48V243H47ZM58 244H59V243H57V244H55V245L59 246ZM96 244H97V243H96ZM96 244H95V245H96ZM173 244H175V242L172 243V244H170V246L172 247ZM181 244H182V243H181ZM181 244L178 245L177 242H176V246L178 245V247H179V246H182V247H183L184 244H182V245H181ZM223 244H224V243H223ZM3 245L6 246V243L3 244ZM21 245L19 246V248L21 247ZM28 245H30V244H28ZM43 245H44V244H43ZM62 245H63V244H62ZM67 245H69V244H67ZM77 245H78V246H77V248H78V247H79V242L77 243ZM101 245H103V244H101ZM151 245H152V244H151ZM159 245H158V243H157V246H159ZM185 245H186V244H185ZM188 245L191 246L190 244H188ZM188 245H187V247H188ZM208 245H209V242H208ZM234 245H235V244H234ZM5 246H4V248H5ZM17 246H16V248H17ZM53 246H54V245H53ZM64 246H65V248H63ZM64 246L61 247V244H60V246H59V247H60L59 249L62 248V249H61V254H63V252H67V254L64 253V254H66L64 257H68V256H69L68 254H71V253H72L71 250H73V251L76 250V249H75L76 246H75L74 248H73V247H70V250L68 249V251H66V250H63V249H67V248H66V245H64ZM80 246H81V245H80ZM96 246H97V245H96ZM144 246H145L144 249H146V250L150 247L149 245H148V247H147L146 245H144ZM153 246H154V245H152V247H153ZM157 246H156V247H157ZM174 246H175V245H173V247H174ZM192 246H193V248H195L194 245H192ZM235 246H236V245H235ZM254 246H256V245H254ZM11 247H15V245H14V246H10L9 249H10ZM35 247H38V246H35ZM100 247H101V246H99V248H100ZM103 247H106V246L104 245ZM103 247H102L101 249H102L103 254H104V253H105L104 250L107 249V252H108V248L106 247V248L104 249ZM124 247H126V244H124ZM152 247H150V248L152 249ZM168 247H169V246H168ZM182 247H179V248H180V251H181V248H182ZM184 247H185V246H184ZM261 247H262V246H261ZM0 248L2 249L3 247L1 246ZM4 248H3V249H4ZM6 248H8V246H7ZM26 248H28V247L26 246ZM82 248H83V247H82ZM117 248H118V247H117ZM119 248L122 249L123 247L121 246V247H119ZM127 248H128V247H127ZM150 248H149V250H150ZM154 248H155V247H154ZM176 248H177V247H175V249H176ZM185 248H186V247H185ZM1 249H0V250H1ZM9 249H8V250H9ZM35 249H36V248H35ZM91 249H92V248H91ZM103 249H104V250H103ZM170 249H171V248H170ZM188 249L190 250L191 247H188ZM199 249H200V255H201V253L204 254V252L201 251V247H200V245H199L198 251H199ZM208 249H210V247H208ZM5 250H6V249H5ZM14 250H15V249H12L13 253L16 252V251H14ZM19 250H21V249H19ZM19 250H18V252H19ZM36 250H37V249H36ZM39 250H40V249H39ZM43 250H44V248H43L42 250H40V251H43ZM78 250H79V249H78ZM99 250H100V249H99ZM99 250H98L97 248H96V249L93 248V251H95V253L92 254V255H91V254H88V258H87V257H86L87 254L85 255L84 250L82 251V249H81L82 254L84 253V255H82V256H77V260L81 261V258L79 259V257H83V256H85V258H82V259H86V258H87V259L89 260V259H90L89 257L95 255L96 252L99 251ZM109 250H110V249H109ZM113 250H114V249H113ZM113 250H112V251H113ZM123 250H124L123 255H124V254L127 255V256L124 257V261L127 260L128 258L130 259V258L132 257V255H131V257L128 256V255H129V254H132V253H129V254L125 253V251H126L125 249H122L121 252H122ZM132 250H133V249H132ZM146 250H145V252H146ZM156 250H158V249H156ZM161 250H162V249H161ZM167 250H168V251H167ZM167 250L165 251V253L170 251L169 253L172 254V252H173V254H174V253L176 252V251H175V252L173 251V248H172L171 250H169V249L167 248ZM183 250L185 251L186 249H183ZM206 250H207V249H206ZM206 250H205V251H206ZM24 251H27V250H24ZM59 251H60V250H59ZM112 251H111V252H112ZM114 251H115V250H114ZM114 251H113V252H114ZM129 251H130V250H129ZM143 251H144V250H142V252H143ZM159 251H160V250H159ZM184 251H182V252H184ZM194 251L197 252L196 248H195ZM208 251H209V250H208ZM250 251H251V250H250ZM18 252H17V257L19 256L20 252H22V251H20L19 253H18ZM34 252H35V251H33V252L31 251V254H30V255H32V253H34ZM56 252H57V251H56ZM68 252H69V253H68ZM86 252H87V251H86ZM88 252H89V251H88ZM91 252H92V251H91ZM100 252H101V250H100ZM100 252H99V254L97 253L96 256L99 257V255L102 254V252H101V253H100ZM111 252L108 253V254H106V255L111 254ZM126 252H128V251H126ZM130 252H131V251H130ZM145 252H144L143 254H147V255L149 256L150 253L148 254V250H147V253H145ZM149 252H151V254H150L151 259H150V258H148V259L151 261V260H153V259H152V257H153L152 255H153L154 252L152 253V250L149 251ZM157 252H158V251H157ZM161 252H162V251H161ZM177 252H178V250H177ZM177 252H176V253H177ZM186 252H187V251H186ZM190 252L193 253L192 250H191ZM190 252H189V253H190ZM196 252H194L195 255H197ZM1 253H2V250H1ZM24 253L26 254L27 252H24ZM28 253H30V252L28 251ZM73 253H74V252H73ZM73 253H72V254H73ZM79 253H81V252H79ZM114 253H115V252H114ZM133 253H134V252H133ZM165 253H164V254H165ZM179 253H180V252H179ZM179 253H178V254H179ZM11 254H12V253H11ZM21 254H22V253H21ZM21 254H20V255H21ZM25 254H24V255H25ZM57 254H58V253H57ZM64 254H63V255H64ZM74 254H75V256L77 255V254H76V251H75ZM143 254H142V256H143ZM161 254H162V253H161ZM187 254H188V252H187ZM198 254H199V253H198ZM250 254L252 255V253H250ZM2 255H3V256H2V257H3L2 260H4V255H5V254H2ZM22 255H23V254H22ZM24 255H23V258H24ZM26 255H28V254H26ZM63 255H62V256H63ZM67 255H68V256H67ZM79 255H80V254H79ZM89 255H90V256H89ZM106 255H105V254L102 255V257H103V256H106ZM114 255H115V257L117 256L116 259H121V258H118L119 254H118V255L113 254V255H110V257H114ZM134 255H138V254H134ZM134 255H133L132 259L136 261V258L134 259V257H136V256H134ZM154 255L157 256L158 253H157V255L154 253ZM166 255H167V254H166ZM168 255H169V254H168ZM180 255H182V254L180 253ZM183 255H184V254H183ZM195 255H193V257H194ZM204 255H206V256H207V255L210 256V255L208 254V252H207V254L205 253ZM6 256H7V255H6ZM6 256H5V259H6ZM14 256H16V255H14ZM14 256H13V257H14ZM28 256H29V255H28ZM28 256H26L25 258H27ZM33 256H34V254H33ZM45 256H46V255H45ZM55 256H56V254H55L53 257H55ZM96 256H95V258H96ZM185 256H187V255H185ZM208 256H207V257H208ZM252 256H253V255H252ZM2 257H1V258H2ZM9 257L11 258V255H10ZM48 257H49V256H48ZM56 257H58V256H56ZM98 257L95 259L96 261L94 260V257L92 258V259H93L92 261H94V264H98V262H97V261H98L97 259H99ZM102 257H101L100 259H102ZM119 257H120V256H119ZM127 257H128V258H127ZM163 257H164V256H163ZM167 257H168V256H167ZM196 257H197V256H196ZM196 257H195V258H196ZM199 257H200V256L198 255V258H199ZM203 257H205V256H203ZM253 257L255 258V256H253ZM1 258H0V259H1ZM25 258H24V259H25ZM59 258H60V257H58V259H59ZM61 258H63V257H61ZM61 258H60L59 260H61ZM105 258H106V257H105ZM105 258L102 259L101 264H103V263L106 264L107 262H104V261H106V260L110 261L109 256H107L108 259H105ZM137 258H138V257H137ZM154 258H156V257H154ZM170 258H172V257H170ZM184 258H186V257H184ZM198 258H197V260H198ZM256 258H257L258 261H260V263H263V264H264V261H262L263 259H262V260H259L258 256H257ZM256 258H255V259H256ZM11 259H12V258H11ZM31 259H33V257H32ZM49 259H50V260H49ZM58 259L54 258L53 260H56L55 262H57ZM66 259L68 260V258H66ZM87 259H86V261H88ZM100 259H99V260H100ZM113 259L116 260L115 258H113ZM144 259L147 260L146 256H145ZM161 259H163V258L161 257ZM166 259H167V258H166ZM168 259H169V258H168ZM168 259H167V260H168ZM173 259H175V258L173 257ZM173 259H172L171 261H167V263H168V262H171V263H172ZM176 259H177V258H176ZM176 259H175V261H176ZM178 259H179V258H178ZM178 259H177V260H178ZM201 259H203L202 256H201ZM208 259H209V258L206 259V257H205V260H204L202 263H203V264H204V263H205V264L208 263V261H207ZM20 260H22V262H23V259H22L21 256H20V259H19V260H16V259H15L14 261H15V262L17 261L18 263H20V262H19ZM28 260H29V258L26 259V261H28ZM39 260H40V259H39ZM46 260H47V258L45 257V262H46ZM63 260H65V258H63ZM63 260H62V261H63ZM67 260H65V261L67 262ZM114 260H111V262H112V263H119L118 261H114ZM133 260H132V261H131V260H128V261H131V263H130V262H127V261H125V263L127 262L128 264H129V263L132 264V262H134ZM191 260L193 261V259H191ZM199 260H200V258H199ZM5 261H7V260H5ZM5 261H4V263H5ZM10 261H11V260H10ZM14 261H13V263H14ZM42 261L44 262V259H43V260H40V262H42ZM48 261H49V262H48ZM65 261H63V263H65ZM92 261H91L90 263H93ZM121 261H122V259L120 260V263H119V264H121ZM137 261H138V259H137ZM161 261H163V260H161ZM0 262H1V261H0ZM11 262H12V261H11ZM11 262H10V263H11ZM28 262H29V261H28ZM28 262H27V263H28ZM30 262H31V260H30ZM45 262H44V263H45ZM55 262H53V261L51 262V258H48V260H47V264H48V263H49V264H50V263L53 264V263H55ZM95 262H96V263H95ZM102 262H103V263H102ZM122 262H123V261H122ZM143 262H144V260H143ZM147 262H148V261H147ZM178 262H179V261H177V264H178ZM181 262H183V260L180 261L179 263H180V264H185L184 262H183V263H181ZM193 262H194V261H193ZM61 263H62V262L59 261V263H55V264H61ZM63 263H62V264H63ZM79 263H80V262H79ZM79 263L77 262V264H79ZM112 263H109V264H112ZM125 263H124V264H125ZM153 263H155V262H153ZM189 263H190V262H189ZM194 263H195V262H194ZM200 263H201V262H200ZM2 264H3V263H2ZM14 264H16V263H14ZM23 264H24V263H23ZM28 264H31V263H28ZM38 264H40V263L38 262ZM65 264H69V263L67 262V263H65ZM81 264H88V263H87V262L83 263V260H82V263H81ZM137 264H138V263H137ZM158 264H161V262L158 263ZM168 264H170V263H168ZM174 264H175V262H174ZM196 264H199V261H198V263H196Z\"/></svg>",
    "mask_w": 264,
    "mask_h": 264
}]
</instances>
